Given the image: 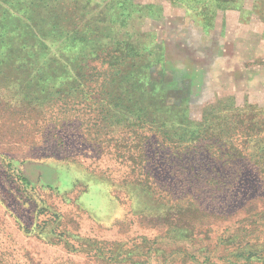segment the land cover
Wrapping results in <instances>:
<instances>
[{"label": "rangeland", "instance_id": "rangeland-1", "mask_svg": "<svg viewBox=\"0 0 264 264\" xmlns=\"http://www.w3.org/2000/svg\"><path fill=\"white\" fill-rule=\"evenodd\" d=\"M64 12L86 20L69 26ZM79 33L101 53L59 38ZM116 96L130 121L142 105L200 121L206 105L233 102L264 125V0H0V264H264L237 256L264 249L251 148L228 157L149 125L109 128Z\"/></svg>", "mask_w": 264, "mask_h": 264}, {"label": "trees", "instance_id": "trees-1", "mask_svg": "<svg viewBox=\"0 0 264 264\" xmlns=\"http://www.w3.org/2000/svg\"><path fill=\"white\" fill-rule=\"evenodd\" d=\"M71 1L73 2L75 0ZM88 1L89 0H85V3L88 4ZM81 9L83 10L84 7ZM64 16V20L66 23L68 22L69 26H72L69 22L74 19V16L77 20H82L81 22L86 20L82 19V17L76 13H72V15L69 16V13L64 12ZM24 22V27L29 29V20L26 19L24 20ZM86 26L93 27L94 25L86 21ZM50 30L52 29H49L48 31ZM48 31L45 33L49 35L50 33ZM73 31L76 32L75 30ZM74 32H72V34ZM79 35L80 37L77 35L68 36L67 34H59V38L63 39L65 42L74 41L75 43L79 42L83 44L90 43V41L95 42L96 45L94 46H96L97 48L95 49V51L101 53L100 51L103 49L99 48V46L101 45L98 44L97 41H95L97 37L96 35H94L90 39H88V37L90 36L82 35V33H79ZM27 43V40H22L21 44H23V46L19 50H17L16 48V51L22 52L25 48L27 51ZM114 52H117L115 58L116 64H119L121 62V58H123L125 54L123 51L117 49ZM75 81H77L78 87L83 84V82L80 80V77H77V79L75 78ZM129 100L123 102L120 97L117 96L114 98L112 97L108 100V102L105 104L109 106V109L105 111V119L107 120L106 126H109V128H116L123 124L122 128L124 127L125 129H129L131 125L135 129H141L149 125L151 127L150 129H154L155 133L158 134V136L163 140V142L176 146L186 147L199 141H213V143L220 145L223 148L224 152L222 153L227 154L228 157H244L246 155L245 152L243 153V151L247 152V150H250L249 148H251V153L246 154L251 155L255 153L257 160L261 162V165H258V167L261 166L264 170V149L256 146V140L254 138L256 136L254 132L260 131L261 134L264 133V125H257L256 122L253 120L254 117L256 119L258 118V114L254 112L256 111L254 107L248 105L244 108H237L233 102H222L218 105L210 103L203 108L201 120L193 121L192 119H190L187 112H182L181 114L175 113L174 115L168 117L166 113L157 112L156 110H153V113L150 114L147 111V107L142 105L140 106V108H138V112L136 114H133L134 117L132 121H130V118H128V116L131 113L129 114L128 112L130 111H126L130 110L129 108L131 107H129V105H132L129 104ZM115 109L124 110L126 113H120L119 111L116 112ZM236 142L240 144V146L237 145ZM250 143L252 144V147H248L246 145ZM26 171L33 179H36L37 181L43 180L45 183L48 184L50 183L44 180L43 176L41 175L40 166L32 165L30 167H27ZM90 178L94 180L92 185L103 184V182L97 180L96 178ZM122 184L126 185V182L122 181ZM136 184L142 187H146L150 192H152L149 180H139L136 182ZM126 186H123L122 188ZM92 187L95 188V186H90L88 189V193L93 191ZM106 201L111 202L112 206L115 202V200L112 199L111 196L109 197V199H106ZM191 206L192 205H188V207ZM188 210L191 211L192 208H188ZM263 254L264 249L259 253L249 249L245 252L238 254L237 256H243L244 260L248 262L251 256L261 257ZM256 260L260 261V259Z\"/></svg>", "mask_w": 264, "mask_h": 264}]
</instances>
